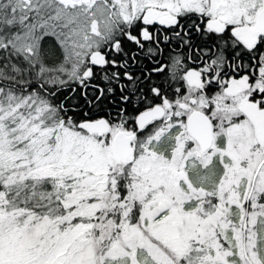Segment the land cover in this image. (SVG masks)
<instances>
[{"label":"snow or ice","instance_id":"snow-or-ice-1","mask_svg":"<svg viewBox=\"0 0 264 264\" xmlns=\"http://www.w3.org/2000/svg\"><path fill=\"white\" fill-rule=\"evenodd\" d=\"M0 264H264V0H0Z\"/></svg>","mask_w":264,"mask_h":264}]
</instances>
